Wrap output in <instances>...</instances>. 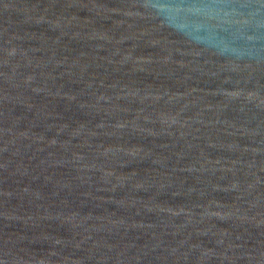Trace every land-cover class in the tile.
<instances>
[{"label":"water","instance_id":"water-1","mask_svg":"<svg viewBox=\"0 0 264 264\" xmlns=\"http://www.w3.org/2000/svg\"><path fill=\"white\" fill-rule=\"evenodd\" d=\"M0 264H264V0H0Z\"/></svg>","mask_w":264,"mask_h":264}]
</instances>
